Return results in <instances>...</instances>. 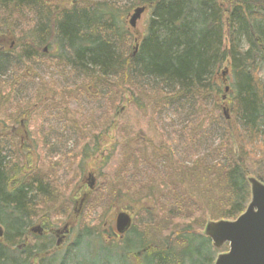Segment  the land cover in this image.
Returning a JSON list of instances; mask_svg holds the SVG:
<instances>
[{
    "label": "trees",
    "instance_id": "obj_1",
    "mask_svg": "<svg viewBox=\"0 0 264 264\" xmlns=\"http://www.w3.org/2000/svg\"><path fill=\"white\" fill-rule=\"evenodd\" d=\"M51 1L0 0V10L9 17L14 12L28 16L30 13L35 20L37 44H43L42 38L53 36L59 50L55 58L71 73L90 79L96 74L105 80L117 77L123 81L127 77L136 86L159 87L167 96L165 107H171L173 112L179 109L175 112L179 116L184 117L186 106L195 112L197 95H219L221 89L214 79L223 66L229 69L230 86L225 101L232 120L229 115V119L222 118L221 124L211 123V136L204 139L201 135L193 139L196 145L192 144L212 148L206 157H212L211 163L216 164L210 173L213 177L210 175V179L207 177L188 190H183L184 182H170L169 189L160 185L159 191L151 187L133 202L136 214L130 230L121 241L114 239L124 244L122 250H116L120 251L122 264H214L223 251L213 249L204 236L206 218L213 222L234 221L244 213L250 200L248 178L264 184V84L257 75L259 64H264V0H130L132 4L124 13L138 5L150 10L145 33L134 41V46H138L134 56L128 55L133 39L118 19L119 1L72 0L69 8ZM10 58L11 54L0 51V82L4 84L12 67L33 71L28 59ZM86 90L89 95L93 92ZM224 126L228 133L236 128L241 135L234 141L232 132L230 138L225 136ZM165 130L170 131L168 127ZM220 133L228 143L226 148L222 147ZM175 135L180 136L179 145L185 156L189 155L186 151L191 141H186L182 129ZM232 142L237 143L236 150L232 149ZM167 157L162 156L165 159L160 160V168L169 171L173 163ZM149 160L147 164H151ZM7 161L0 149V264H70L67 257L56 260V248L49 242L18 249L17 245L29 234L32 214H36V209L41 212L40 203L49 201L53 191L52 185H47L48 178L40 175L27 181L19 179L21 169L14 161ZM163 162L168 166H163ZM219 168L220 174L216 171ZM156 169L160 170L157 166ZM158 180L168 181L165 177ZM52 183L57 185L54 180ZM162 192L164 195L159 196ZM201 197L207 201L218 198L220 209L215 213L205 210ZM200 213H205V220L197 227L199 217L195 216ZM99 224L103 229L106 223L101 219ZM151 225L158 234L150 231ZM97 231L95 226L84 225L76 241L84 235L93 236L97 245L119 248L113 244L112 234L106 239L108 234ZM193 241L198 244L191 248Z\"/></svg>",
    "mask_w": 264,
    "mask_h": 264
},
{
    "label": "rangeland",
    "instance_id": "obj_2",
    "mask_svg": "<svg viewBox=\"0 0 264 264\" xmlns=\"http://www.w3.org/2000/svg\"><path fill=\"white\" fill-rule=\"evenodd\" d=\"M117 1L118 19L133 39V46L128 52L130 56L135 39L145 33L150 10L147 6L138 5L124 13L132 2ZM51 2L69 8L72 0ZM140 7H144L145 12L132 29L128 25L129 17ZM224 7L228 8L226 4ZM7 18L10 19L6 21ZM34 24L30 13L28 16L14 12L9 17L0 10V51L11 54L10 61L19 57L28 59L34 71L12 67L4 78L8 82H0V149L8 158L7 164L14 161L16 167L21 169L19 179L24 176L27 181L40 175L43 179L48 178L47 185H52L53 191L49 201L40 203L41 212L38 213L36 209V214H32L30 229H39V236L33 234V238L29 237L26 242L30 247L49 242L57 247L56 260L67 257L70 264L77 261L85 264H122L118 255L120 251L116 252L123 249L124 244L116 242L121 240L114 241L112 238L113 244L119 247L117 249L104 243H99L102 246L95 244L93 236L87 238L84 235L80 241H76L77 234L84 225H89L98 228L97 232L103 230L104 236L108 234L105 238L110 239V229L115 227L116 215L127 212L134 218L136 209L133 202L138 196L146 195L151 187L159 191L157 187L160 185L169 189L170 182L179 185L184 182L187 188L183 187V190H188L196 183L202 184L208 180L207 177L210 179V175L213 177L214 174L210 173L216 164L211 163L212 157H206L212 148L192 144L196 145L193 139L201 135L204 139L209 138L212 124H221L222 118L229 119V115L232 120L229 104L225 101L230 86L227 81L229 69L223 66L214 79L221 93L215 97L208 93L197 95L195 112L192 113L193 109L186 106L182 117L175 114L179 109L173 112L171 107H165L167 96L159 87L136 86L127 77L123 81L117 77L116 80H105L96 74L93 78L89 76L90 79L71 73L64 68L63 62L55 58L59 50L53 36L44 37L43 44H37ZM128 39L125 37V40ZM241 47L246 48L243 43ZM257 75L264 84V64H259ZM86 89H92L91 95ZM101 95L102 98L99 97ZM20 100L27 101L23 105L19 104ZM22 120L28 122V141L25 144L28 151L20 148V137L24 136V132L18 129V124ZM12 127L13 131L10 130ZM165 127L170 131H166ZM180 129L186 141H191L187 156L179 145L180 136L175 135ZM224 130L229 138L231 132L234 134V141L237 135H241L236 128L228 133L227 126H224L223 133ZM219 135L222 147L228 146L222 140L224 134ZM219 142L220 139L216 140L215 146ZM31 145L33 155L26 158ZM230 145L236 150L237 143ZM55 149L59 152L56 153ZM158 154L168 155L167 160L173 163L169 171L160 168V160L165 158ZM147 159L151 164L146 163ZM163 164L168 166L165 162ZM58 170L60 172L56 174ZM216 171L221 173L220 168ZM90 176L94 179L91 191L87 187ZM159 177H165L168 181L158 180ZM53 180L57 185H53ZM163 195L164 192L159 194ZM217 200L200 198L203 208L214 210L212 213L220 209ZM161 205L164 203L161 202ZM204 215L200 213L195 216L199 217L197 227L205 220ZM143 217L141 215V219ZM101 219L106 223L103 229L99 226ZM151 227L150 231L158 234L154 225ZM196 244V241L191 242V248Z\"/></svg>",
    "mask_w": 264,
    "mask_h": 264
},
{
    "label": "water",
    "instance_id": "obj_3",
    "mask_svg": "<svg viewBox=\"0 0 264 264\" xmlns=\"http://www.w3.org/2000/svg\"><path fill=\"white\" fill-rule=\"evenodd\" d=\"M144 12V7L133 11L128 21L130 28H135ZM137 48L135 45L134 53ZM247 181L250 201L244 213L234 221H208L205 226L204 236L211 241L214 249L221 250L225 245L228 247L227 252L217 256L214 264H264V184L254 178H248ZM89 188L92 189L90 185ZM131 223L129 215L119 213L115 220L116 233L124 235ZM2 234L0 228V238Z\"/></svg>",
    "mask_w": 264,
    "mask_h": 264
},
{
    "label": "flooded vegetation",
    "instance_id": "obj_4",
    "mask_svg": "<svg viewBox=\"0 0 264 264\" xmlns=\"http://www.w3.org/2000/svg\"><path fill=\"white\" fill-rule=\"evenodd\" d=\"M25 101H27V100H25ZM24 100H20L19 101V104H23V105H25L24 104V102H25ZM36 106V105H35ZM31 108V107H30ZM29 115H32V113L30 114L29 113ZM24 122V123H23ZM28 126V122L27 123H25V120H22V121H20L19 122V124H18V129L19 130H22L23 132H24V136H22V137H20L21 138V142H20V148H21V150H24V151H28L27 150V147H25V144H26V141H28V136H27V130H26V127ZM14 127H12V128H10V130H14L13 129ZM15 130H16V128H15ZM23 139H25V141L23 140ZM27 139V140H26ZM32 156L33 155V152H32V145L30 146V150H29V152H28V154L26 155V158H28V156ZM91 177V176H90ZM24 178V177H23ZM25 179V178H24ZM88 182H89V184H87V187H88V189L89 190H92L93 189V187H94V179H92V177L91 178H89V180H88ZM89 185L92 187V189H90L89 188ZM82 202V201H81ZM120 213H126V214H129V213H127V212H120ZM119 214V213H118ZM117 214V215H118ZM116 215V216H117ZM115 220H116V217H115ZM115 228H116V225H115V227H114V229L112 230L111 229V231H112V235L114 236L113 238L115 239V240H120V239H122L123 237L122 236H119V235H116V230H115ZM34 230V231H33ZM38 233H40V231L38 230V229H33V227L30 229V231H29V234L27 235V237H25L24 238V241L22 242V244H20L19 246H18V249L20 250V251H23V250H26L29 246H30V244H27V240L28 239H30V238H33L32 237V235L33 234H35V235H38ZM65 233H66V231H65ZM39 236V235H38ZM30 237V238H29ZM35 239V238H34ZM37 239V238H36ZM32 246H34V245H32ZM31 246V247H32ZM57 246H58V244H57ZM56 249H57V247H56Z\"/></svg>",
    "mask_w": 264,
    "mask_h": 264
},
{
    "label": "bare ground",
    "instance_id": "obj_5",
    "mask_svg": "<svg viewBox=\"0 0 264 264\" xmlns=\"http://www.w3.org/2000/svg\"><path fill=\"white\" fill-rule=\"evenodd\" d=\"M137 50H138V49H137ZM137 50H136L135 53H134V50H133V52H132V53H133V54H132L133 56L137 53ZM20 173H22V171H21ZM19 184H21V183L19 182ZM24 184H25V183H24Z\"/></svg>",
    "mask_w": 264,
    "mask_h": 264
}]
</instances>
